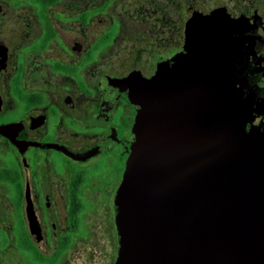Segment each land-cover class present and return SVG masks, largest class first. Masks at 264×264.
Instances as JSON below:
<instances>
[{
  "label": "flooded vegetation",
  "instance_id": "1",
  "mask_svg": "<svg viewBox=\"0 0 264 264\" xmlns=\"http://www.w3.org/2000/svg\"><path fill=\"white\" fill-rule=\"evenodd\" d=\"M223 12L264 99V0H0V264H117L147 109Z\"/></svg>",
  "mask_w": 264,
  "mask_h": 264
},
{
  "label": "water",
  "instance_id": "2",
  "mask_svg": "<svg viewBox=\"0 0 264 264\" xmlns=\"http://www.w3.org/2000/svg\"><path fill=\"white\" fill-rule=\"evenodd\" d=\"M233 23L223 12L147 109L156 135L115 200L117 264H264V99Z\"/></svg>",
  "mask_w": 264,
  "mask_h": 264
},
{
  "label": "rangeland",
  "instance_id": "3",
  "mask_svg": "<svg viewBox=\"0 0 264 264\" xmlns=\"http://www.w3.org/2000/svg\"><path fill=\"white\" fill-rule=\"evenodd\" d=\"M150 1V0H147ZM168 0H158V3L161 5L162 3H166Z\"/></svg>",
  "mask_w": 264,
  "mask_h": 264
}]
</instances>
